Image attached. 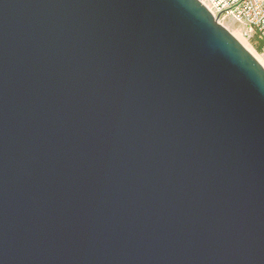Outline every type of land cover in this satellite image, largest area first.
I'll use <instances>...</instances> for the list:
<instances>
[{
	"label": "water",
	"instance_id": "obj_1",
	"mask_svg": "<svg viewBox=\"0 0 264 264\" xmlns=\"http://www.w3.org/2000/svg\"><path fill=\"white\" fill-rule=\"evenodd\" d=\"M0 264H264V67L198 0H0Z\"/></svg>",
	"mask_w": 264,
	"mask_h": 264
},
{
	"label": "built area",
	"instance_id": "obj_2",
	"mask_svg": "<svg viewBox=\"0 0 264 264\" xmlns=\"http://www.w3.org/2000/svg\"><path fill=\"white\" fill-rule=\"evenodd\" d=\"M222 26L225 21L244 26L242 37L256 34L264 43V0H198Z\"/></svg>",
	"mask_w": 264,
	"mask_h": 264
},
{
	"label": "rangeland",
	"instance_id": "obj_3",
	"mask_svg": "<svg viewBox=\"0 0 264 264\" xmlns=\"http://www.w3.org/2000/svg\"><path fill=\"white\" fill-rule=\"evenodd\" d=\"M224 27L245 47H248L253 53L261 56L264 61V52L258 53L254 45L251 43L249 39H245L242 37V32L244 30V26L234 24L232 21H225Z\"/></svg>",
	"mask_w": 264,
	"mask_h": 264
},
{
	"label": "trees",
	"instance_id": "obj_4",
	"mask_svg": "<svg viewBox=\"0 0 264 264\" xmlns=\"http://www.w3.org/2000/svg\"><path fill=\"white\" fill-rule=\"evenodd\" d=\"M249 40L254 45V48L258 53L264 52V43L256 34H252L249 37Z\"/></svg>",
	"mask_w": 264,
	"mask_h": 264
},
{
	"label": "bare ground",
	"instance_id": "obj_5",
	"mask_svg": "<svg viewBox=\"0 0 264 264\" xmlns=\"http://www.w3.org/2000/svg\"><path fill=\"white\" fill-rule=\"evenodd\" d=\"M245 48L254 56V58L264 67V61L261 56L257 55L256 53H253L248 47L245 46Z\"/></svg>",
	"mask_w": 264,
	"mask_h": 264
}]
</instances>
